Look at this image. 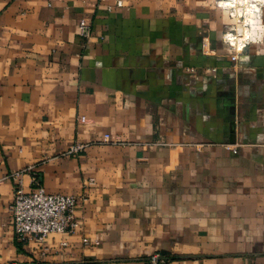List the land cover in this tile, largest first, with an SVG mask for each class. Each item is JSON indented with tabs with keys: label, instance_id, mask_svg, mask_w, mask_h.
Masks as SVG:
<instances>
[{
	"label": "crops",
	"instance_id": "1",
	"mask_svg": "<svg viewBox=\"0 0 264 264\" xmlns=\"http://www.w3.org/2000/svg\"><path fill=\"white\" fill-rule=\"evenodd\" d=\"M112 2L0 0V264H264V9L230 61L214 0ZM36 186L77 199L43 254Z\"/></svg>",
	"mask_w": 264,
	"mask_h": 264
},
{
	"label": "built area",
	"instance_id": "2",
	"mask_svg": "<svg viewBox=\"0 0 264 264\" xmlns=\"http://www.w3.org/2000/svg\"><path fill=\"white\" fill-rule=\"evenodd\" d=\"M214 5L225 11L231 21V24L224 27L221 40L232 50L229 59L234 61L237 53L242 51L250 39L253 21L260 19L262 15L264 0H214ZM121 6V0H113L112 3L106 4L105 8L110 11L112 7ZM244 29H247L248 33L242 37ZM76 34L83 39L89 37L90 25L86 20H78ZM236 37H242L239 44ZM77 120L83 122L84 116H78ZM107 138V135H103L102 140L107 141ZM81 147L82 145L71 146L68 152H75ZM17 175L16 172L12 173L14 179ZM76 202L77 199L73 195L47 193L40 186H36L28 192L15 191L8 206L13 236L21 243L36 242L39 245L40 253L43 254L45 248L40 244L47 235L74 233L78 226L74 217ZM82 242L85 243L86 239L82 238ZM60 245L64 246L65 242L61 241ZM163 262L164 259L158 256L149 258L150 264Z\"/></svg>",
	"mask_w": 264,
	"mask_h": 264
},
{
	"label": "bare ground",
	"instance_id": "3",
	"mask_svg": "<svg viewBox=\"0 0 264 264\" xmlns=\"http://www.w3.org/2000/svg\"><path fill=\"white\" fill-rule=\"evenodd\" d=\"M245 30V29H244ZM244 32V31H243ZM245 33H247V31L245 32ZM245 33H244V35H245ZM242 38V37H241ZM236 41H237V39H236ZM241 42V40H240V38L238 39V44Z\"/></svg>",
	"mask_w": 264,
	"mask_h": 264
}]
</instances>
